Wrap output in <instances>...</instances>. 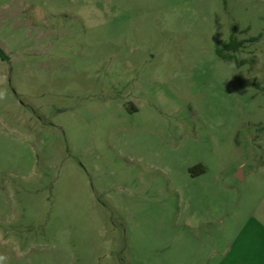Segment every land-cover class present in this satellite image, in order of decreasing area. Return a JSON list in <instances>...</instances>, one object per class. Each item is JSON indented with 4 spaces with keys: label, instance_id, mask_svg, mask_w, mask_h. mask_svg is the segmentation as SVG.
<instances>
[{
    "label": "rangeland",
    "instance_id": "rangeland-1",
    "mask_svg": "<svg viewBox=\"0 0 264 264\" xmlns=\"http://www.w3.org/2000/svg\"><path fill=\"white\" fill-rule=\"evenodd\" d=\"M0 48V264H206L189 213H264V0H0Z\"/></svg>",
    "mask_w": 264,
    "mask_h": 264
},
{
    "label": "crops",
    "instance_id": "crops-1",
    "mask_svg": "<svg viewBox=\"0 0 264 264\" xmlns=\"http://www.w3.org/2000/svg\"><path fill=\"white\" fill-rule=\"evenodd\" d=\"M205 170H201V174ZM190 200V199H189ZM188 204H207L209 199H191ZM184 226L189 228L194 240L191 250L199 251L201 241L212 249L206 264H264V213L251 214L228 233V222L221 214L206 212L203 217L188 214Z\"/></svg>",
    "mask_w": 264,
    "mask_h": 264
},
{
    "label": "trees",
    "instance_id": "trees-1",
    "mask_svg": "<svg viewBox=\"0 0 264 264\" xmlns=\"http://www.w3.org/2000/svg\"><path fill=\"white\" fill-rule=\"evenodd\" d=\"M246 41L237 39L233 34L229 37L228 41H220L216 47V55L227 61H234V56L232 53L236 52L239 48H241ZM0 59L8 60L5 52L0 48Z\"/></svg>",
    "mask_w": 264,
    "mask_h": 264
},
{
    "label": "clouds",
    "instance_id": "clouds-1",
    "mask_svg": "<svg viewBox=\"0 0 264 264\" xmlns=\"http://www.w3.org/2000/svg\"><path fill=\"white\" fill-rule=\"evenodd\" d=\"M226 66L230 69H235V65L233 63H228Z\"/></svg>",
    "mask_w": 264,
    "mask_h": 264
}]
</instances>
